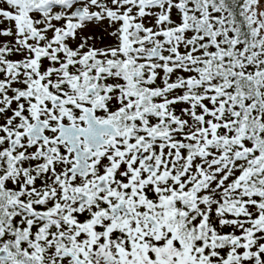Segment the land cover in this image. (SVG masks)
Listing matches in <instances>:
<instances>
[{
	"label": "snow or ice",
	"instance_id": "obj_1",
	"mask_svg": "<svg viewBox=\"0 0 264 264\" xmlns=\"http://www.w3.org/2000/svg\"><path fill=\"white\" fill-rule=\"evenodd\" d=\"M0 264H264V0H0Z\"/></svg>",
	"mask_w": 264,
	"mask_h": 264
}]
</instances>
